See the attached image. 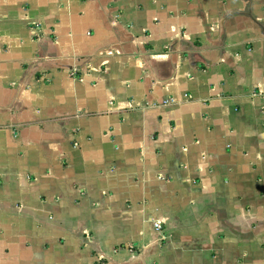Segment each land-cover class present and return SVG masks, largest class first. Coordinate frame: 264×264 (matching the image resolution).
Listing matches in <instances>:
<instances>
[{
  "label": "crops",
  "instance_id": "crops-1",
  "mask_svg": "<svg viewBox=\"0 0 264 264\" xmlns=\"http://www.w3.org/2000/svg\"><path fill=\"white\" fill-rule=\"evenodd\" d=\"M0 264H264V0H0Z\"/></svg>",
  "mask_w": 264,
  "mask_h": 264
},
{
  "label": "built area",
  "instance_id": "built-area-1",
  "mask_svg": "<svg viewBox=\"0 0 264 264\" xmlns=\"http://www.w3.org/2000/svg\"><path fill=\"white\" fill-rule=\"evenodd\" d=\"M153 228H154L155 231H159L160 228H161V226H160L159 223H154V224H153Z\"/></svg>",
  "mask_w": 264,
  "mask_h": 264
}]
</instances>
